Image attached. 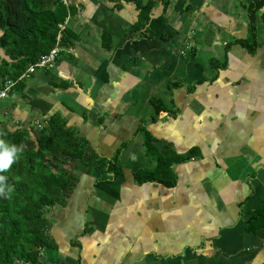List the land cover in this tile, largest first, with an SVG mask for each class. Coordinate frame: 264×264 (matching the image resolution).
<instances>
[{"label": "crops", "instance_id": "obj_1", "mask_svg": "<svg viewBox=\"0 0 264 264\" xmlns=\"http://www.w3.org/2000/svg\"><path fill=\"white\" fill-rule=\"evenodd\" d=\"M66 1L73 43L0 113L36 128L58 113L99 161L64 164L74 186L47 210L51 245L14 264H264L263 6L157 0L141 25L133 2ZM148 137L192 152L172 184L136 176L157 166Z\"/></svg>", "mask_w": 264, "mask_h": 264}, {"label": "trees", "instance_id": "obj_2", "mask_svg": "<svg viewBox=\"0 0 264 264\" xmlns=\"http://www.w3.org/2000/svg\"><path fill=\"white\" fill-rule=\"evenodd\" d=\"M123 1L140 8L142 25L150 19L157 0ZM263 5L264 0L251 2L252 16ZM74 13L75 5L66 0H0V92L6 81L14 82L11 89L22 87L31 65L56 45L73 43L76 35L66 21ZM0 136L24 145L21 158L4 173L8 183L14 185V191L11 196L0 195V264H14L18 260L34 262L41 249L51 245L47 210L64 203L74 186L73 178L65 176L64 164L74 159L90 164L98 162L99 157L58 113L39 128L12 126L0 119ZM146 144L156 155L157 166L136 173L139 181L172 184V165L190 158L192 152L180 154L168 145L158 153L150 137ZM110 168L116 169L115 160ZM253 215L255 229L264 226V207L256 208Z\"/></svg>", "mask_w": 264, "mask_h": 264}, {"label": "clouds", "instance_id": "obj_3", "mask_svg": "<svg viewBox=\"0 0 264 264\" xmlns=\"http://www.w3.org/2000/svg\"><path fill=\"white\" fill-rule=\"evenodd\" d=\"M23 151V144L10 142L0 136V195L11 196L13 193L14 185L8 183L7 176L4 173L21 158Z\"/></svg>", "mask_w": 264, "mask_h": 264}, {"label": "built area", "instance_id": "obj_4", "mask_svg": "<svg viewBox=\"0 0 264 264\" xmlns=\"http://www.w3.org/2000/svg\"><path fill=\"white\" fill-rule=\"evenodd\" d=\"M264 6V5H263ZM264 9V7H263ZM59 52V46L56 45L53 49H51V51L45 55L39 62H37L36 64L31 65L28 69L27 72H33L35 70V67H43L48 65L49 63L55 61V59L57 58ZM14 84V82L12 81H6V86L5 88L0 92V99L5 97L8 93V91L11 89L12 85Z\"/></svg>", "mask_w": 264, "mask_h": 264}, {"label": "rangeland", "instance_id": "obj_5", "mask_svg": "<svg viewBox=\"0 0 264 264\" xmlns=\"http://www.w3.org/2000/svg\"><path fill=\"white\" fill-rule=\"evenodd\" d=\"M6 96H7V95H6ZM6 96H5V97H6ZM5 97H3V98H1V99H4ZM1 99H0V100H1ZM0 119H1V120H2V119H3V120L6 119V115H2V113H0ZM8 122H9V121H8ZM9 123H10V122H9Z\"/></svg>", "mask_w": 264, "mask_h": 264}]
</instances>
